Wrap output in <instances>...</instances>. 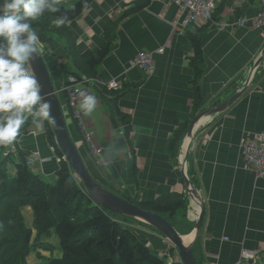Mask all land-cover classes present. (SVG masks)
<instances>
[{"label":"crops","instance_id":"1","mask_svg":"<svg viewBox=\"0 0 264 264\" xmlns=\"http://www.w3.org/2000/svg\"><path fill=\"white\" fill-rule=\"evenodd\" d=\"M133 1L92 0L80 16L66 25L79 54L85 49L95 52L107 38L112 41L94 77L103 82L116 78L118 88L97 83L83 85V91L96 98L90 114L81 110V98L78 102L86 130L103 148L104 166L96 164L76 121L64 117L96 181L119 195L151 201L172 192L186 194L171 141L199 112L243 87L249 67L264 45V25L219 29L209 23H184L170 0H150L141 11L122 18ZM257 8V0H217L214 20L232 23L254 15ZM193 33L199 34L202 48L200 75L196 77L201 94L198 109L193 108L194 68L190 64L194 49L189 35ZM64 43L55 35L38 43L52 84L58 90L71 75L67 73L76 72ZM160 48L162 52H157ZM139 51L151 53L155 64L152 74L132 66ZM34 124L21 131L13 143L27 152L26 158H49L44 162L35 159L29 168L42 178L52 179L59 168L57 155L42 127ZM262 132L264 58L244 93L196 128L188 151L186 173L197 186L204 206L200 234L192 247L199 264H234L241 249L259 253L257 261L246 264H264V177H256L244 166L239 147L245 134L256 136ZM5 155L0 145V157ZM119 182L125 184L122 189L117 188ZM198 209L188 198L185 213L179 211L173 216L181 234H192ZM138 225L141 224H134L135 235L159 255L165 249L164 237Z\"/></svg>","mask_w":264,"mask_h":264},{"label":"trees","instance_id":"2","mask_svg":"<svg viewBox=\"0 0 264 264\" xmlns=\"http://www.w3.org/2000/svg\"><path fill=\"white\" fill-rule=\"evenodd\" d=\"M1 1L3 3V0ZM91 1L61 0L60 11L55 13L45 11L43 15L31 22L38 33L40 42H45L52 34L64 39L66 56L76 67V72L67 74L79 79L95 76L96 67L110 52L112 41L107 38L95 52L85 49L79 54L75 49L72 34L66 26L67 23L57 27L54 21L61 14H67L70 19L68 22H70L80 16ZM149 2L150 0H134L127 5L122 18L141 11ZM198 35L195 33L189 35L194 49L190 64L194 68L192 83L195 95L193 108L195 109H198L201 104L200 88L196 81V77L200 75L198 64L202 57L201 39ZM66 81L67 79L65 83ZM116 111L125 121L122 112L117 108ZM33 121V117H29L20 131H26ZM41 121L48 144L60 157L59 168L55 174L56 180L51 183L32 172L26 163L27 152L23 150L17 148L14 157L10 154L0 157V264H27V257L36 250L41 236L49 235L51 229L58 237L61 255L46 257L44 262L39 260L35 264H181L177 261L167 263L121 221L139 223L148 227L147 225L111 213L94 204L77 181L67 161L62 158L63 153L55 142L48 120L41 118ZM128 127L126 129H129ZM186 130L187 127L182 132L180 129L170 144V147L176 149L175 154L173 153L176 163ZM187 173L189 176V172ZM188 178L191 182L193 181L190 177ZM181 180L183 181V178ZM192 184L195 188L197 187L193 182ZM122 197L142 209L158 213L175 227L173 216L179 211L184 214L188 207V196L185 193L172 192L151 201H139L136 195ZM26 205L32 210L35 236L24 224L22 207ZM174 251L173 248L170 249L169 254H174ZM195 261L199 264L196 258Z\"/></svg>","mask_w":264,"mask_h":264},{"label":"clouds","instance_id":"3","mask_svg":"<svg viewBox=\"0 0 264 264\" xmlns=\"http://www.w3.org/2000/svg\"><path fill=\"white\" fill-rule=\"evenodd\" d=\"M60 8L61 0H3L0 4V145L16 142L29 117H42L55 124L51 104L31 64L41 54L38 33L31 22L45 11L55 13ZM69 20L67 14H61L54 23L60 27ZM79 96L81 110L90 114L96 98L83 90Z\"/></svg>","mask_w":264,"mask_h":264},{"label":"water","instance_id":"4","mask_svg":"<svg viewBox=\"0 0 264 264\" xmlns=\"http://www.w3.org/2000/svg\"><path fill=\"white\" fill-rule=\"evenodd\" d=\"M0 4H2L1 0ZM263 58L264 45L250 65L243 87L237 89L232 95L220 103L199 112L191 119L186 133L184 134L182 143L180 145L178 167L184 180L186 195L188 198L193 200L199 208L194 229L190 236L181 234L174 225H172L168 220L160 216L158 213L142 209L137 204L128 201L121 195L111 191L103 184L95 180L86 167L68 130L64 115L62 113L58 89H56L52 84L42 54L36 56L31 61V64L39 80L41 91L43 94H45V98L51 104V115L55 118V124L53 125L49 120L48 122L53 130L55 142L62 151L64 159L74 172L77 181L80 182L87 196L101 209L141 222L160 233L164 238L173 244L181 264H196L194 255L192 253V247L200 234L204 206L198 190L192 184L186 173L188 151L195 136L196 128L202 123L204 119L226 110L240 95L244 93V91L249 86L254 72L262 62Z\"/></svg>","mask_w":264,"mask_h":264},{"label":"built area","instance_id":"5","mask_svg":"<svg viewBox=\"0 0 264 264\" xmlns=\"http://www.w3.org/2000/svg\"><path fill=\"white\" fill-rule=\"evenodd\" d=\"M176 7L184 23H209L214 24L219 29H234L244 26L261 27L264 25V0L258 1L257 12L250 17H242L232 23L221 22L218 23L214 20V13L216 10L217 0H170ZM162 48L158 49L157 52H162ZM132 66L140 69L146 74H152L155 68V64L150 52L139 51L132 60ZM88 83H97L105 85L107 88L116 89L119 83L116 78L110 79L106 82L96 79L95 77H82L77 78L73 75L68 76L66 83L58 90V93L63 95L64 104L61 106L65 109L64 115L71 117L76 121L77 127L79 128L82 136L83 143L87 146L90 152L94 155L96 164L99 166L105 165L103 159V148L100 145H96L92 140V133L87 131L81 115V110L78 108V102L80 100L79 92L83 90L82 86ZM42 117H33L34 121L28 125H35L37 123L44 130V125L41 121ZM27 127V128H28ZM26 128V129H27ZM45 132V130H44ZM5 149V154H16L17 148L13 143L11 145H2ZM240 154L244 166L254 173L256 177H264V132L252 136L245 134L240 141ZM58 162L60 157L56 156ZM64 158V157H62ZM35 159L40 162H44L49 158H41L33 155L32 157L26 158L28 167L33 165ZM165 250L164 255L169 254L170 249H174L173 245L164 240ZM175 261H178L177 252H174L173 256ZM259 253L254 250L241 249L239 258L234 264H246L248 261H257ZM263 264V262H262Z\"/></svg>","mask_w":264,"mask_h":264},{"label":"rangeland","instance_id":"6","mask_svg":"<svg viewBox=\"0 0 264 264\" xmlns=\"http://www.w3.org/2000/svg\"><path fill=\"white\" fill-rule=\"evenodd\" d=\"M44 24H48V23H44ZM50 36H54V35L52 34ZM38 43H43V42H40L38 40ZM59 100H60L61 104L63 105L64 101L60 97V95H59ZM63 112L64 113L66 112L64 108H63ZM179 155H180V153H179ZM178 161H179V158L177 159V162ZM55 178H56V176L54 175V177L52 179L51 178H42V179H44L45 181L53 183L56 180ZM124 185L125 184H122V182H119V184L117 185V188L122 189L124 187ZM22 215L24 217L25 226L30 228L32 230L33 235H34L35 231H34V227H33V214H32V210H31L30 206L26 205V206L22 207ZM121 223L126 225L130 230H132L134 232V222H129V221L123 222V221H121ZM138 227H141V225H138ZM138 229H141V228H138ZM34 236H32V237H34ZM159 254L161 256H163V258H165L169 262V257H164V249ZM60 255H61V250H60V246H59L58 237L56 236L54 230L51 229L49 235L42 236L41 239L38 241V244L36 246V250L28 255L27 264H35V263H38L39 260H42L44 262L46 260L47 256L59 257Z\"/></svg>","mask_w":264,"mask_h":264},{"label":"bare ground","instance_id":"7","mask_svg":"<svg viewBox=\"0 0 264 264\" xmlns=\"http://www.w3.org/2000/svg\"><path fill=\"white\" fill-rule=\"evenodd\" d=\"M203 122V121H202Z\"/></svg>","mask_w":264,"mask_h":264}]
</instances>
